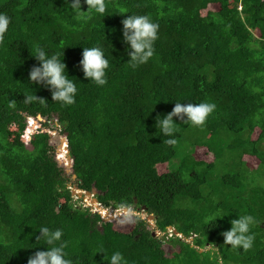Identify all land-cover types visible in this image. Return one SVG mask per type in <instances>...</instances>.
I'll list each match as a JSON object with an SVG mask.
<instances>
[{
	"label": "trees",
	"instance_id": "16d2710c",
	"mask_svg": "<svg viewBox=\"0 0 264 264\" xmlns=\"http://www.w3.org/2000/svg\"><path fill=\"white\" fill-rule=\"evenodd\" d=\"M104 3L103 15L76 19L67 0H0V13L11 18L0 36V264H27L47 250L36 239L44 226L63 230L73 264H108L117 251L127 264H264V182L249 179L243 159L256 157L264 168V0ZM131 14L160 25L154 56L136 67L121 43L122 20ZM36 46L64 52L78 88L73 105L53 101L28 79L39 63L31 54ZM92 46H101L110 62L104 86L84 79L79 67L83 48ZM28 95L43 100L25 103ZM176 102L216 108L202 126L176 118V142L168 145L156 117ZM38 116L45 120L28 136L30 119ZM54 119L63 126L61 151L50 142ZM184 138L189 149L179 152ZM215 142L224 145L216 153ZM197 148L215 154L214 161L194 157ZM224 149L233 167L212 188ZM69 181L82 190L95 186L101 204L143 210L155 217V227L139 213L129 231L116 229L114 220L77 204ZM212 215L220 218L208 226ZM240 215L256 220L248 251L224 245L222 232ZM170 227L177 235L169 237ZM156 228L165 231L162 238ZM165 244L177 247L173 256ZM211 245L216 249L206 250Z\"/></svg>",
	"mask_w": 264,
	"mask_h": 264
},
{
	"label": "clouds",
	"instance_id": "9594fccd",
	"mask_svg": "<svg viewBox=\"0 0 264 264\" xmlns=\"http://www.w3.org/2000/svg\"><path fill=\"white\" fill-rule=\"evenodd\" d=\"M67 3L71 6L76 19L82 18L85 13L91 14L94 12L103 15L106 11L104 0H83V3L88 6L87 11L82 10L81 0H70V2L67 0ZM10 23L11 18L5 13H0V36L7 32ZM122 25L121 43L126 45L125 50L130 57V66L136 67L147 63L155 54L154 44L158 39L160 25L148 15L137 14H131L123 19ZM31 54L39 63L31 68L28 79L33 84L49 90L53 101L64 106L73 105L76 102L78 88L76 83L69 78L67 65L64 63V52L50 53L44 47L36 46L34 54L32 51ZM109 66V59L101 46L83 48L79 67L84 74V79L90 80L91 83H95L97 86L106 85L108 83L107 72ZM25 97V103L33 100H43L38 99L36 95ZM14 104L15 101L10 102V106H14ZM215 108L216 105L210 102H200L198 104L176 102L170 113L156 117L155 127L162 136L169 137L164 142L173 145L176 142L174 136L179 125L176 118L183 121L184 124L202 126L215 111ZM217 218L220 217L218 215L209 216L205 220V224L215 226ZM230 223L231 228L222 232L224 245H231L232 248H242L245 251L250 250L255 239L254 235L250 233V228L256 223L255 218L252 215H240L237 219H232ZM38 231L41 235L36 237L37 242L43 238L47 250L36 251L28 258L27 264H73L65 250L67 245L62 241V229L51 230L44 226L39 228ZM107 261L108 264H127L124 256L119 251L113 253Z\"/></svg>",
	"mask_w": 264,
	"mask_h": 264
},
{
	"label": "rangeland",
	"instance_id": "374dc122",
	"mask_svg": "<svg viewBox=\"0 0 264 264\" xmlns=\"http://www.w3.org/2000/svg\"><path fill=\"white\" fill-rule=\"evenodd\" d=\"M44 118L38 116L37 118H31L30 119V129L27 131V134H29L28 136H32V133L34 131H36L39 127H41L42 125V122H44ZM62 130H63V126L56 121V119H54L53 121H51V124H50V142L55 145L56 147L58 146L60 148V151H61V145H62V137H63V134H62ZM259 135V130H256L254 132V134L252 135L254 138H257ZM221 143V142H220ZM65 146H66V143H65ZM177 146V149L179 150V152H185L186 149H189V146H190V141L188 138H184L182 141L180 142H177L176 144ZM214 146L218 147L214 152H218V150H222L221 147H224V145L219 144L218 142H215L214 143ZM70 151V149H69ZM222 152V153H221ZM220 154H223L222 157L218 160V162L216 163V168L215 170L212 172L211 174V179L210 181L212 182L210 184V186L212 188H215L216 184L218 181L217 178L220 176H222L224 173H227V171H229L233 166H231V164H228V162L230 161L229 160V156H231L230 154V151L228 149H224V151H221ZM63 154V152H60ZM66 154V159H64L68 164H67V168H70L71 167V164L70 163V158H68V156L71 154V153H68V152H65ZM181 155V153H180ZM215 154L211 153L210 151H208L207 148H197L195 153H194V157H196L197 159L199 160H205V161H208V162H212L214 161L215 159ZM245 161H247L248 163V166L250 168L249 170V173H248V176H249V179H255V180H258L259 181L261 180V182H264V177L262 178L261 176H259L260 172L259 171H264V168H260V161L259 159H257L256 157H253V156H247L243 158ZM180 160L181 158H176L173 160V162L171 163V165L173 166L172 169H176L178 167L177 164L180 163ZM176 164V165H175ZM260 168V170L258 171L257 169ZM71 172V169L69 170ZM166 171V170H165ZM259 173V174H258ZM213 177V179H212ZM74 181V178H73V175H72V178H71V181ZM69 187H71V189H73L74 185L75 184H72L70 183L69 181ZM73 194V193H72ZM73 196L75 197V201H77V204L78 205H82L84 207L86 206H89L91 207V210L93 212H99V213H103V212H107V215L110 216V220L108 221H111V220H114L112 221L114 223V227L116 229H120L122 231H129L133 224H134V215L136 214H142L143 216L147 217V222L150 223L151 227H155V219H149L148 217H150V215L146 212H144L143 210H136L134 208H126V207H123L121 209H116L115 206H107V205H104V204H100L99 202V205L98 203H95V202H92L91 198H94V197H97L96 195H93L91 196V198H87V196L85 197H80L78 195H74ZM82 199V200H80ZM118 214H122L120 216H118L117 218L113 219L112 215H114L116 217V215ZM156 233L158 235V237L162 238L164 235H165V231H162L158 228H156ZM169 237L170 236V233H169ZM214 249V246H208L206 247V250H209V249ZM165 249H166V253L168 256H173L174 255V251L177 250V247L175 248L173 245L171 244H165ZM216 249V247H215ZM214 249V250H215Z\"/></svg>",
	"mask_w": 264,
	"mask_h": 264
},
{
	"label": "water",
	"instance_id": "95a60500",
	"mask_svg": "<svg viewBox=\"0 0 264 264\" xmlns=\"http://www.w3.org/2000/svg\"><path fill=\"white\" fill-rule=\"evenodd\" d=\"M67 147H68V153H70V151H69V146H68V144H67ZM68 158H70L69 160H70V163L69 164H71V167L70 168H68V171L72 168V166H73V163H74V159H73V157L71 156V154L68 156ZM70 172V171H69ZM73 178H74V180H76L77 179V175L76 174H73ZM72 193L74 194V195H78V196H80V197H85V196H93V195H97V194H99V193H101V191H99L95 186L93 187V189L90 191V190H82V189H80L79 187H78V185L77 184H75L74 185V187H73V189H72ZM94 197V196H93ZM91 200H92V202H95V203H98V205H99V200H98V198L97 197H94V198H91ZM101 204V203H100ZM113 217L112 218H114L115 216L114 215H112ZM109 218H110V216H109ZM155 217L154 216H150L149 217V219H154ZM170 228H172V227H170Z\"/></svg>",
	"mask_w": 264,
	"mask_h": 264
},
{
	"label": "built area",
	"instance_id": "2783aa9c",
	"mask_svg": "<svg viewBox=\"0 0 264 264\" xmlns=\"http://www.w3.org/2000/svg\"><path fill=\"white\" fill-rule=\"evenodd\" d=\"M102 214V217L103 218H108L109 216L107 215V212H103V213H101ZM169 233H170V236H173V235H175L176 233V231H175V229L174 228H170L169 230ZM177 235V234H176ZM178 236H180V237H182L180 234H178Z\"/></svg>",
	"mask_w": 264,
	"mask_h": 264
},
{
	"label": "bare ground",
	"instance_id": "6f19581e",
	"mask_svg": "<svg viewBox=\"0 0 264 264\" xmlns=\"http://www.w3.org/2000/svg\"><path fill=\"white\" fill-rule=\"evenodd\" d=\"M91 198V197H90Z\"/></svg>",
	"mask_w": 264,
	"mask_h": 264
}]
</instances>
